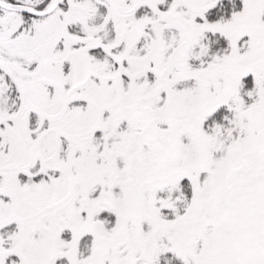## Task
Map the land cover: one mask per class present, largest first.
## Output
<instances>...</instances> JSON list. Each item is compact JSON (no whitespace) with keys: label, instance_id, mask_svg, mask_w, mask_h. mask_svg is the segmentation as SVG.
<instances>
[{"label":"snow or ice","instance_id":"6c2138e0","mask_svg":"<svg viewBox=\"0 0 264 264\" xmlns=\"http://www.w3.org/2000/svg\"><path fill=\"white\" fill-rule=\"evenodd\" d=\"M0 264H264V0H0Z\"/></svg>","mask_w":264,"mask_h":264}]
</instances>
